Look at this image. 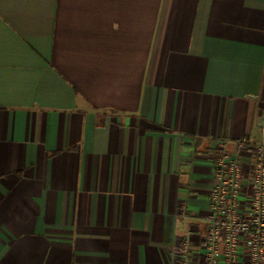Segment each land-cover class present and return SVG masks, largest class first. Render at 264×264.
<instances>
[{
	"label": "crops",
	"instance_id": "crops-1",
	"mask_svg": "<svg viewBox=\"0 0 264 264\" xmlns=\"http://www.w3.org/2000/svg\"><path fill=\"white\" fill-rule=\"evenodd\" d=\"M261 113L264 0H0V264H204Z\"/></svg>",
	"mask_w": 264,
	"mask_h": 264
},
{
	"label": "built area",
	"instance_id": "built-area-1",
	"mask_svg": "<svg viewBox=\"0 0 264 264\" xmlns=\"http://www.w3.org/2000/svg\"><path fill=\"white\" fill-rule=\"evenodd\" d=\"M257 124L264 133V113ZM238 146L243 155L234 154L227 141L218 144L204 219V264H264V137L257 143L244 138Z\"/></svg>",
	"mask_w": 264,
	"mask_h": 264
}]
</instances>
